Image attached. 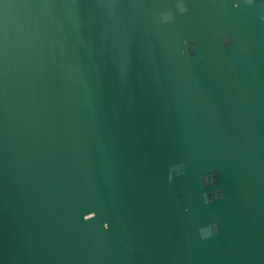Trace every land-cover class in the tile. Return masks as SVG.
Segmentation results:
<instances>
[{
    "label": "water",
    "instance_id": "obj_1",
    "mask_svg": "<svg viewBox=\"0 0 264 264\" xmlns=\"http://www.w3.org/2000/svg\"><path fill=\"white\" fill-rule=\"evenodd\" d=\"M0 264H264V0H0Z\"/></svg>",
    "mask_w": 264,
    "mask_h": 264
},
{
    "label": "clouds",
    "instance_id": "obj_2",
    "mask_svg": "<svg viewBox=\"0 0 264 264\" xmlns=\"http://www.w3.org/2000/svg\"><path fill=\"white\" fill-rule=\"evenodd\" d=\"M178 10L181 12H184L186 9L183 7L182 2L180 4H178ZM171 19V15L168 13H164L161 16V20L163 21H168ZM187 45V41L184 42ZM169 179H171V174L169 175ZM207 194H204V197L206 199ZM217 231V230H216ZM216 231H205L203 229L199 230V236L201 239H207L210 236L216 234Z\"/></svg>",
    "mask_w": 264,
    "mask_h": 264
},
{
    "label": "snow or ice",
    "instance_id": "obj_3",
    "mask_svg": "<svg viewBox=\"0 0 264 264\" xmlns=\"http://www.w3.org/2000/svg\"><path fill=\"white\" fill-rule=\"evenodd\" d=\"M108 227V226H107Z\"/></svg>",
    "mask_w": 264,
    "mask_h": 264
}]
</instances>
